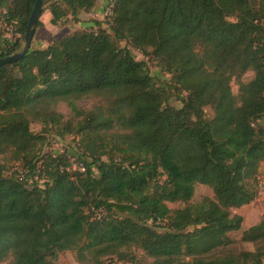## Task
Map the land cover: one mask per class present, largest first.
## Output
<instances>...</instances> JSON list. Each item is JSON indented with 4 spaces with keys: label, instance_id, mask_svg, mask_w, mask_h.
<instances>
[{
    "label": "trees",
    "instance_id": "16d2710c",
    "mask_svg": "<svg viewBox=\"0 0 264 264\" xmlns=\"http://www.w3.org/2000/svg\"><path fill=\"white\" fill-rule=\"evenodd\" d=\"M35 1L0 0L20 34L0 57L20 49ZM95 1L43 0L40 12L48 4L53 26L78 22ZM113 1L94 29L0 66V262L57 264L71 251L80 264H264V216L239 240L228 235L243 220L232 209L257 197L247 180L264 174V0ZM116 41L149 53L169 79ZM88 96L104 104L78 109ZM31 121L75 133L78 152L43 153ZM9 153L25 177L5 175ZM198 183L213 197L191 203Z\"/></svg>",
    "mask_w": 264,
    "mask_h": 264
},
{
    "label": "rangeland",
    "instance_id": "374dc122",
    "mask_svg": "<svg viewBox=\"0 0 264 264\" xmlns=\"http://www.w3.org/2000/svg\"><path fill=\"white\" fill-rule=\"evenodd\" d=\"M3 10L4 9L1 8L0 13ZM48 13H49L48 4H45L43 10L39 14V20L41 24L37 28H35L33 37H35L36 34L38 36L46 35L45 37L46 39L52 40L64 34L66 35L68 33H71L76 29L91 30L94 27L93 26L94 24L92 23V21L90 22L92 25L91 26L89 25V27L86 26L85 21H80L79 15L81 12L78 15V19H77L78 22L77 21L75 22L72 16H68L66 19L59 22L55 27H49L50 23L45 25L47 22L46 23L44 22L46 20V15ZM79 22L82 24L80 25ZM77 24H79L80 26L77 27L76 26ZM116 43L120 47L127 46L136 60L145 61L149 69V72L152 75L156 76L158 79H161L162 81H167L169 79L170 75L166 73L160 67L158 62L154 58H152L149 53H144L140 49L134 48L130 46L129 44L125 43V41H116ZM253 76L254 74L252 71H247L243 75L242 80L249 81L250 79L253 78ZM230 84H231L232 92L236 95L238 93L237 84L234 81H231ZM181 96L183 95L180 94L177 96L175 93H172L169 99V104L176 108L180 107L181 106V100H180ZM75 104L78 109H81L83 111H88L99 104H104V101L98 97L88 96V97H83V98L76 100ZM55 110L61 113L64 119H71L73 122L76 120V117L74 116L73 111L71 110L70 106L65 101L58 102L56 104ZM206 114L207 116L211 117L213 114L212 110L206 109ZM29 128L32 132L42 133L46 137V140L44 144L42 145L43 153H51L53 155H56L58 153H62V151H67L68 153H70V151L73 153L78 152L77 143L80 137L76 135L75 133H71V134L69 133V134H65L61 136L57 134L55 127L49 126L45 128V130H43L44 129L43 125L38 121H31ZM10 157H11L10 153L1 157L2 162H4L6 165L5 172H4L5 175H13L14 169H15L14 167L17 164V162L15 163L9 160ZM71 163H72V167L76 166V163H73V162ZM260 171H262V169ZM260 173L262 174V172ZM246 183L247 185H252L253 187H255V189L257 190V197L249 204L243 205L239 208L232 209V214H239L242 216V219H243L241 222L240 229L231 231L228 234L229 237L234 240H239L241 231L244 228H247L257 223L264 216V177L259 176V178L257 177V180L256 179L253 180L251 178V179H248ZM205 196L213 197V192L211 188L206 185L198 183L195 185L194 193H193L192 198L190 199V202L195 203L197 201H200ZM167 204L170 208L175 209L178 207H183L184 204L186 203L179 201V202L167 203ZM165 227H166L165 225H161L160 227H158V229L162 231L164 230ZM238 246L244 249H253V245L251 243L239 242ZM56 263L57 264H80L76 261L74 257V253L71 251H65L59 254ZM0 264H10V262L9 261L0 262ZM105 264H130V263H126V262L124 263V262H118L116 260H111V261H107Z\"/></svg>",
    "mask_w": 264,
    "mask_h": 264
},
{
    "label": "water",
    "instance_id": "95a60500",
    "mask_svg": "<svg viewBox=\"0 0 264 264\" xmlns=\"http://www.w3.org/2000/svg\"><path fill=\"white\" fill-rule=\"evenodd\" d=\"M42 3L43 0H36L34 3L24 31L23 42L20 49L12 54L0 57V66L20 60L31 48V41L35 32Z\"/></svg>",
    "mask_w": 264,
    "mask_h": 264
},
{
    "label": "crops",
    "instance_id": "0c3cea01",
    "mask_svg": "<svg viewBox=\"0 0 264 264\" xmlns=\"http://www.w3.org/2000/svg\"><path fill=\"white\" fill-rule=\"evenodd\" d=\"M109 0H96L95 1V6L88 12H81L79 17H80V21H85L86 23V26L89 27V25L91 26L92 24L90 23L93 19L95 20H103L104 18V9L107 5ZM50 13H48L46 15V20L44 21L47 25L49 23V20H50ZM80 23V22H79ZM90 23V24H89ZM93 23V22H92ZM82 23H80L81 25ZM79 24H77L76 26H80ZM56 26V25H55ZM53 25L50 24L49 27H55ZM47 27V26H45ZM45 36H38L36 34L35 37L32 38V41H31V48H45L50 40L46 39ZM2 45V42H0V46ZM263 170L264 169V163H261L260 164V170ZM259 176H263L264 177V174H259L257 177L259 178ZM245 229V228H244Z\"/></svg>",
    "mask_w": 264,
    "mask_h": 264
},
{
    "label": "built area",
    "instance_id": "2783aa9c",
    "mask_svg": "<svg viewBox=\"0 0 264 264\" xmlns=\"http://www.w3.org/2000/svg\"><path fill=\"white\" fill-rule=\"evenodd\" d=\"M114 1L113 0H109L105 9H104V15L105 16H109L112 12V7H113ZM2 12V11H1ZM1 15V14H0ZM20 34L16 31V26L14 22H7L3 19V17H0V42H2V46H10L15 38L19 37ZM62 152H67V151H62ZM70 158V161L75 163V158L72 157L71 155H67ZM76 166H73V168H75ZM17 172L20 173L19 179H21L22 177H25V172L23 171V169L19 166V164L17 163L16 166L14 167ZM77 168L80 171L84 170V166L82 163H79ZM31 182V180L27 181V184H29Z\"/></svg>",
    "mask_w": 264,
    "mask_h": 264
}]
</instances>
